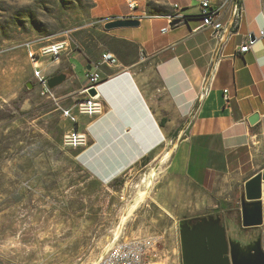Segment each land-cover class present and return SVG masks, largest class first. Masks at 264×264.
I'll list each match as a JSON object with an SVG mask.
<instances>
[{
	"label": "crops",
	"instance_id": "crops-1",
	"mask_svg": "<svg viewBox=\"0 0 264 264\" xmlns=\"http://www.w3.org/2000/svg\"><path fill=\"white\" fill-rule=\"evenodd\" d=\"M134 1L137 7L131 10L128 0H93V16L103 25L98 31L110 41L102 52L111 51L119 60L102 67L100 112L80 114L77 109L86 72L99 52L69 46L59 56L40 59L42 72L48 75L60 65L70 71L52 91L55 99L62 93L63 108L71 111L74 124L68 132L89 138L87 147L77 148L78 155L107 164L109 173L96 172L98 179L172 151L162 168L168 181L158 191L165 209H209L215 206L212 194H232L264 169V38L259 37L264 0H240L244 12L237 32L232 23L237 0H209L213 7L224 5L218 34L200 28L201 0ZM176 12L182 18L172 25L170 16ZM120 18L140 23L104 27ZM248 35L256 41L241 53ZM205 86L210 91L203 96ZM254 115L258 118L251 122ZM196 190L202 198L196 199ZM184 195L188 200L180 204ZM261 203L264 245V183Z\"/></svg>",
	"mask_w": 264,
	"mask_h": 264
},
{
	"label": "rangeland",
	"instance_id": "rangeland-1",
	"mask_svg": "<svg viewBox=\"0 0 264 264\" xmlns=\"http://www.w3.org/2000/svg\"><path fill=\"white\" fill-rule=\"evenodd\" d=\"M92 7L93 0H0L1 264H95L113 239L152 235L162 237L164 264H182L181 222L241 218L244 184L232 194H212L209 209L166 210L158 191L168 181L162 168L172 151L100 180L96 172L109 173L107 164L64 145L74 124L60 109L66 99L60 91L55 100L41 96L36 71L49 79L66 70L60 65L42 72L46 55L40 52L49 44L66 41L99 54L107 49L110 41L98 31L103 25ZM142 191L145 199L132 209Z\"/></svg>",
	"mask_w": 264,
	"mask_h": 264
},
{
	"label": "water",
	"instance_id": "water-1",
	"mask_svg": "<svg viewBox=\"0 0 264 264\" xmlns=\"http://www.w3.org/2000/svg\"><path fill=\"white\" fill-rule=\"evenodd\" d=\"M179 21L174 20L172 25ZM139 21L133 18H120L104 25L107 30L136 27ZM235 28V32L238 31ZM70 71H64L48 79L50 89L61 85ZM31 88V85H28ZM97 91L90 89L95 96ZM258 118H250L254 122ZM264 169L247 180L241 199V218L239 221L226 215L224 224L220 217L202 218L200 222L180 223V242L182 264H264V245L262 237V185Z\"/></svg>",
	"mask_w": 264,
	"mask_h": 264
},
{
	"label": "built area",
	"instance_id": "built-area-1",
	"mask_svg": "<svg viewBox=\"0 0 264 264\" xmlns=\"http://www.w3.org/2000/svg\"><path fill=\"white\" fill-rule=\"evenodd\" d=\"M234 1V0H226ZM224 5L213 7L209 0L200 1V28H210L215 34H218L223 30V25L220 21L221 10ZM128 7L131 10L136 9L137 5L134 0H128ZM177 8V6H176ZM244 12V6H240V0H237L236 7L232 14V23L235 28L239 27ZM172 20L181 19L182 16L179 12L170 16ZM232 24V25H233ZM169 27L162 29V32H166ZM259 37L264 38V27L259 32ZM256 38L252 35L246 36L244 43L239 47V52L247 53L252 49ZM68 48L66 41L56 42L46 45L41 48L40 54L59 56L61 52ZM31 57L35 59L36 54L31 52ZM35 65L37 60H34ZM119 64V60L111 51H104L100 57L91 64V68L86 72L85 86L80 90V94L83 96L81 100L77 102V109L80 114L92 115L101 111V104L99 102L100 93L99 87L102 84L101 70L104 66H116ZM36 74L40 77V95L55 100V95L52 89L48 86V79L41 76L39 71ZM90 89L97 91L95 96L89 94ZM210 88L205 86L202 94L208 95ZM228 100V96H225ZM64 117L69 118L71 111L69 109L60 108ZM64 145L69 147H84L87 145V135L76 130L71 131L64 135ZM162 242L161 236H145V237H123L113 239L108 245L105 252L100 256L95 264H164V258L161 255L159 246ZM1 264V263H0Z\"/></svg>",
	"mask_w": 264,
	"mask_h": 264
},
{
	"label": "bare ground",
	"instance_id": "bare-ground-1",
	"mask_svg": "<svg viewBox=\"0 0 264 264\" xmlns=\"http://www.w3.org/2000/svg\"><path fill=\"white\" fill-rule=\"evenodd\" d=\"M146 193H147L146 191H142L141 193H139L138 198L136 199L135 203L133 204L132 209L137 207V205L145 199ZM126 219H127L126 217H123L121 222H125ZM119 230H120V228L118 229V232L116 233V237L119 236L118 235V233L120 232Z\"/></svg>",
	"mask_w": 264,
	"mask_h": 264
},
{
	"label": "trees",
	"instance_id": "trees-1",
	"mask_svg": "<svg viewBox=\"0 0 264 264\" xmlns=\"http://www.w3.org/2000/svg\"><path fill=\"white\" fill-rule=\"evenodd\" d=\"M198 18H200V16L198 15Z\"/></svg>",
	"mask_w": 264,
	"mask_h": 264
}]
</instances>
